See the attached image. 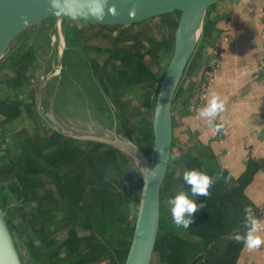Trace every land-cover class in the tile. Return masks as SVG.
I'll return each instance as SVG.
<instances>
[{
	"label": "crops",
	"instance_id": "1",
	"mask_svg": "<svg viewBox=\"0 0 264 264\" xmlns=\"http://www.w3.org/2000/svg\"><path fill=\"white\" fill-rule=\"evenodd\" d=\"M102 26L47 20L7 50L0 61V165L15 160L18 168L30 140L54 134L76 139L86 149L94 147L95 136H119L143 150L157 76L137 72L141 64L133 55L143 52L148 61L142 43L156 37L139 33L152 29L148 24ZM217 50L221 65L209 83L207 100L219 95L224 111L209 125L188 104ZM217 123L223 125L220 132ZM172 132L171 153H212L234 177L246 169L249 158L264 160V0H225L207 18L173 104ZM170 166H179V159L170 160ZM2 181L17 184L14 176ZM246 193L257 207L264 202V169L256 172ZM54 195L62 204L57 190ZM37 206L33 201L28 211ZM52 232L58 239L66 236L59 227L52 226ZM237 264H264V246L251 252L243 246Z\"/></svg>",
	"mask_w": 264,
	"mask_h": 264
},
{
	"label": "trees",
	"instance_id": "2",
	"mask_svg": "<svg viewBox=\"0 0 264 264\" xmlns=\"http://www.w3.org/2000/svg\"><path fill=\"white\" fill-rule=\"evenodd\" d=\"M68 38L71 39L70 34ZM124 39L132 40L133 36ZM171 44L167 36L162 40L150 38L147 45L142 43V47L147 46L150 59L146 61L143 52L133 53L141 64L135 70L141 74L154 72L158 82L160 52ZM143 136V151L150 156L151 127ZM17 161L18 168L15 160L0 165V208L6 212L23 264L124 263L142 179L133 157L104 142L95 141L93 148L86 149L76 139L54 134L30 140ZM193 168L219 178L209 197L196 198L205 207L194 214L195 223L183 229L174 224L165 201L180 190L190 192L183 181V171ZM177 169L181 170L178 179ZM260 169H264V160L249 158L246 169L234 177L219 167L212 153H182L179 166H169L161 189L159 231L151 264H237L244 245L230 237L245 231V206L253 207L258 216V207L247 195L246 187ZM7 176H14L17 184H4L2 180ZM56 190L62 204L56 201ZM33 201L38 206L28 211L27 205ZM51 221L53 227L65 231V238L54 237ZM80 229L89 233L81 235Z\"/></svg>",
	"mask_w": 264,
	"mask_h": 264
},
{
	"label": "water",
	"instance_id": "3",
	"mask_svg": "<svg viewBox=\"0 0 264 264\" xmlns=\"http://www.w3.org/2000/svg\"><path fill=\"white\" fill-rule=\"evenodd\" d=\"M225 0H0V61L11 43L25 30L54 18L60 22L103 26L152 23L161 19L172 41L160 59V79L153 105L150 156L134 142L115 136H95L131 157L141 171V187L133 233L123 264H151L160 223L161 189L170 166H162L157 180L148 171L160 162L158 149L172 150L173 104L182 79L211 13ZM159 109V111H158ZM144 177L147 182L145 183ZM0 208V264H23L13 235Z\"/></svg>",
	"mask_w": 264,
	"mask_h": 264
},
{
	"label": "clouds",
	"instance_id": "4",
	"mask_svg": "<svg viewBox=\"0 0 264 264\" xmlns=\"http://www.w3.org/2000/svg\"><path fill=\"white\" fill-rule=\"evenodd\" d=\"M159 111V109H158ZM198 115L205 119L209 125L220 118V114L224 111V101L217 94H212L207 102L199 109ZM222 124H215V131L222 130ZM195 130V129H194ZM160 162L152 169L148 170L151 173V180H157L160 175L162 166L170 159H179V153H167L163 147L158 149ZM181 170L177 169L175 178H180ZM219 177H213L206 172L193 168L183 171V181L189 186L190 192L180 190L173 197L168 198L165 203L170 207L171 216L174 224L177 227L187 229L195 223L194 214L201 208L205 207L203 202H198L197 197L210 196V189ZM145 183L147 182L144 177ZM244 229L243 233L235 232L231 235V239L237 243H242L248 251H254L264 246V220H261L255 214L253 207H244Z\"/></svg>",
	"mask_w": 264,
	"mask_h": 264
},
{
	"label": "built area",
	"instance_id": "5",
	"mask_svg": "<svg viewBox=\"0 0 264 264\" xmlns=\"http://www.w3.org/2000/svg\"><path fill=\"white\" fill-rule=\"evenodd\" d=\"M221 65V51L217 50L215 57L207 65L201 80L198 85V90L195 99H193L188 107L192 112L198 113L197 109L201 108L207 102V90L210 81L216 76ZM261 220L264 219V202L258 206V216Z\"/></svg>",
	"mask_w": 264,
	"mask_h": 264
},
{
	"label": "rangeland",
	"instance_id": "6",
	"mask_svg": "<svg viewBox=\"0 0 264 264\" xmlns=\"http://www.w3.org/2000/svg\"><path fill=\"white\" fill-rule=\"evenodd\" d=\"M156 22H152V23H142V24H148V25H151V28L152 29H148L146 31H141L139 32L141 34V36L145 37L144 35H148V36H152V37H156L157 40H162L166 34H167V31H166V27H164L163 23H162V20L161 19H158V20H155ZM43 22H46V21H43ZM29 29L25 30L23 33H21L10 45L9 49H11L16 43L18 40L20 39H23L26 35L29 34ZM82 53V51H81ZM164 54V51L163 49L161 50L160 52V56L162 57ZM75 72H77L78 74L81 73V70H79L78 67H75Z\"/></svg>",
	"mask_w": 264,
	"mask_h": 264
}]
</instances>
